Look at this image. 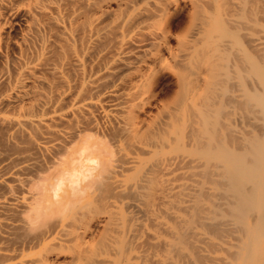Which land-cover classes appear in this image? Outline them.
I'll return each instance as SVG.
<instances>
[{
  "label": "bare ground",
  "instance_id": "obj_1",
  "mask_svg": "<svg viewBox=\"0 0 264 264\" xmlns=\"http://www.w3.org/2000/svg\"><path fill=\"white\" fill-rule=\"evenodd\" d=\"M7 31L0 264H264V0H0Z\"/></svg>",
  "mask_w": 264,
  "mask_h": 264
},
{
  "label": "rangeland",
  "instance_id": "obj_2",
  "mask_svg": "<svg viewBox=\"0 0 264 264\" xmlns=\"http://www.w3.org/2000/svg\"><path fill=\"white\" fill-rule=\"evenodd\" d=\"M20 32L21 31L18 32L7 31V32H2L0 34V75L2 74L1 72L6 70L7 67H8L7 70L12 68L14 65L13 62L17 61V58L19 56V49L21 48ZM168 81H170L169 78H166L165 82Z\"/></svg>",
  "mask_w": 264,
  "mask_h": 264
}]
</instances>
